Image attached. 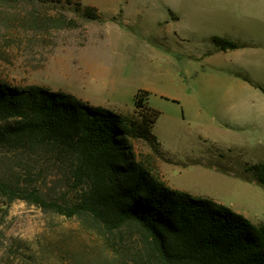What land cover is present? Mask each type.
I'll use <instances>...</instances> for the list:
<instances>
[{
    "label": "rangeland",
    "instance_id": "374dc122",
    "mask_svg": "<svg viewBox=\"0 0 264 264\" xmlns=\"http://www.w3.org/2000/svg\"><path fill=\"white\" fill-rule=\"evenodd\" d=\"M80 1L101 18L65 1H0V82L37 84L130 119L159 112L161 145L131 137L134 159L171 188L264 223V187L248 171L264 162V0ZM56 12L77 27L50 28L43 17ZM214 36L238 47L213 53ZM139 90L149 94L145 108L134 106ZM27 155L0 147V179L21 186L28 170L30 189L70 208L80 189L60 155ZM0 264L154 263L134 223L108 231L87 213L0 193Z\"/></svg>",
    "mask_w": 264,
    "mask_h": 264
},
{
    "label": "trees",
    "instance_id": "16d2710c",
    "mask_svg": "<svg viewBox=\"0 0 264 264\" xmlns=\"http://www.w3.org/2000/svg\"><path fill=\"white\" fill-rule=\"evenodd\" d=\"M0 1L9 5L21 0ZM28 1L36 6L65 1L87 20L101 18L97 7L80 0ZM28 13L31 22L40 20L35 10ZM46 16L50 28L78 25L61 12ZM211 40L219 50L238 47L226 38ZM148 95L139 90L134 106L145 108ZM150 113L130 119L37 84L13 87L0 82V147L27 156L41 150L58 153L80 189L70 208L47 202L37 188L30 189L27 170L21 186L0 179V193L67 216L87 213L108 231L134 223L154 264H264V223L253 224L211 198L171 188L134 159L131 137L161 145L152 131L159 112ZM248 171L264 187V162L250 164Z\"/></svg>",
    "mask_w": 264,
    "mask_h": 264
},
{
    "label": "crops",
    "instance_id": "0c3cea01",
    "mask_svg": "<svg viewBox=\"0 0 264 264\" xmlns=\"http://www.w3.org/2000/svg\"><path fill=\"white\" fill-rule=\"evenodd\" d=\"M117 13H122V10H119ZM216 48V47H215ZM217 51H219L218 48H216V50H213V53H216ZM156 135V134H155ZM157 136V135H156Z\"/></svg>",
    "mask_w": 264,
    "mask_h": 264
}]
</instances>
